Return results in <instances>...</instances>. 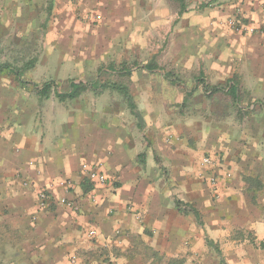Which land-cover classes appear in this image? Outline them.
I'll return each instance as SVG.
<instances>
[{"label":"rangeland","instance_id":"rangeland-1","mask_svg":"<svg viewBox=\"0 0 264 264\" xmlns=\"http://www.w3.org/2000/svg\"><path fill=\"white\" fill-rule=\"evenodd\" d=\"M207 1L187 0V11L180 16L179 0H0V62L21 68L36 58L32 69H20L24 77L39 84L55 80L62 91L69 79L91 81L102 75V66L126 64L131 72L113 78L129 88L151 144L123 94L114 90L64 101L55 95L43 99L22 88L14 76L4 75L0 112L3 117L15 109L22 116L32 112L43 129L53 120L65 127L75 114L91 113L101 126L122 128L136 137L138 154L147 152V173L156 180L164 177L176 197L188 188L209 187L215 201L223 189L227 206L229 189L238 191L245 181L252 207L264 215V20L247 18L242 6L224 16L215 7L201 6ZM153 56L158 68L143 69ZM165 71L188 89L202 71L209 89L222 90L210 96L199 87L186 101ZM232 78L240 83L241 107L248 108L241 113L226 92ZM155 151L161 166L167 165L164 169ZM10 210L0 195V264H29L19 262L17 254L29 248L30 226L23 231V220ZM131 238L132 249L118 247L125 256L168 264L140 237ZM88 249L104 255L100 246ZM72 260L75 264L77 255Z\"/></svg>","mask_w":264,"mask_h":264},{"label":"crops","instance_id":"crops-1","mask_svg":"<svg viewBox=\"0 0 264 264\" xmlns=\"http://www.w3.org/2000/svg\"><path fill=\"white\" fill-rule=\"evenodd\" d=\"M201 6L215 7L224 16L242 6L247 18L264 20V0H209ZM22 113L8 112L0 125V195L23 220L21 229L30 226L32 233L29 248L17 254L19 262L73 264L70 257L77 255L75 264H155L151 257H129L119 250L132 249L131 237L138 236L160 260L264 264V215L252 207L245 181L240 190L229 189L227 206L223 189L215 201L209 187L188 188L176 197L164 177L156 180L147 173V152L138 154L136 137L122 128H105L82 111L65 127L53 120L43 129L32 112ZM141 133L151 144L145 130ZM154 157L161 169L167 166H161L156 151ZM86 165L103 171L107 181L93 184L83 171ZM42 190L50 197L45 207L39 204ZM176 199L196 207L203 225L192 212H181ZM92 228L98 230L92 237L96 244L88 239ZM96 246L104 248L103 257L89 251ZM116 250L122 254L113 255Z\"/></svg>","mask_w":264,"mask_h":264},{"label":"trees","instance_id":"trees-1","mask_svg":"<svg viewBox=\"0 0 264 264\" xmlns=\"http://www.w3.org/2000/svg\"><path fill=\"white\" fill-rule=\"evenodd\" d=\"M179 1H180V15H182L187 11V4H186V0H179ZM36 60H37L36 58L29 60L21 68L13 65L11 62L8 61L0 62V76H4V75L14 76L15 77L14 79L18 82V84L22 88L28 90L29 92L43 99L50 98L52 95H55L60 100L64 101L67 99H75L86 92H93L96 95H100L107 90H114L120 92L123 94L124 98L126 99L131 113L134 116H136L138 119H140L139 126L140 127L144 126L145 123L143 117L137 105L134 102V98L129 88L124 84L117 83L116 80H114L113 78V77H117L118 75L128 74L131 72V68L127 67L126 64L116 65L115 63L112 62L109 64V67L102 66L99 69V72L104 70L102 72V75L103 74L107 75L108 76L107 79L103 78L102 75H99L97 78L91 81H83V80L78 81L76 79H69L67 81L68 89L62 91L59 89L57 81L55 80H48L39 84L33 80H28L27 78L24 77L23 75L24 73H22L20 69H22L24 72L26 70L32 69L36 63ZM142 68L147 71L156 70L158 68V65L155 61V56L150 58V60ZM164 75L172 85L180 87L184 91L186 101L189 97L195 94V92L199 87H202L205 91V94H208L210 96L222 90L221 86H215L209 89L208 86L209 83L207 81L205 73L202 71L200 75L195 77L194 80L195 85L191 89H188L181 79L175 77L169 71H165ZM226 92L232 97L233 103L236 109L238 110V112L241 113L242 111H245L244 109H248V108L243 109V107H241L242 104L241 87L239 81L236 78L230 79V82L226 87ZM260 103L262 104V108L264 110V101H261ZM93 188L94 185L91 184L88 190H91ZM176 205L179 208V210L185 214H189L192 212L195 215L197 222L200 225H203L201 213L196 207L189 208L192 205L180 199H176ZM208 243L212 245L219 254H221L219 247L212 240L208 239ZM168 264H184V262L178 258H171L168 260Z\"/></svg>","mask_w":264,"mask_h":264},{"label":"built area","instance_id":"built-area-1","mask_svg":"<svg viewBox=\"0 0 264 264\" xmlns=\"http://www.w3.org/2000/svg\"><path fill=\"white\" fill-rule=\"evenodd\" d=\"M206 162H209V159H206ZM85 169L83 170L85 175L90 179V181L93 184H104L107 181V177L106 174L101 171L100 169L96 168V167H92L90 165H86L84 167ZM211 182L215 183L216 179L214 177L211 178ZM26 185H28V183H25ZM39 196V204L41 207H45L48 205V202L50 201V197H49V192L47 190H42L39 192L38 194ZM63 203L66 204V200H62ZM69 206H73L72 203L68 202L67 203ZM88 234L90 237H96L98 235V230L95 228H92L88 231Z\"/></svg>","mask_w":264,"mask_h":264}]
</instances>
